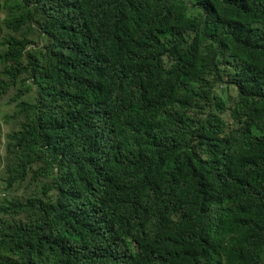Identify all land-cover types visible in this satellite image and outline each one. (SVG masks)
Listing matches in <instances>:
<instances>
[{"label": "trees", "instance_id": "1", "mask_svg": "<svg viewBox=\"0 0 264 264\" xmlns=\"http://www.w3.org/2000/svg\"><path fill=\"white\" fill-rule=\"evenodd\" d=\"M4 12L0 264H264V0Z\"/></svg>", "mask_w": 264, "mask_h": 264}, {"label": "rangeland", "instance_id": "2", "mask_svg": "<svg viewBox=\"0 0 264 264\" xmlns=\"http://www.w3.org/2000/svg\"><path fill=\"white\" fill-rule=\"evenodd\" d=\"M4 17H6V13L4 12V13H2V15H1V19H0V23H1V25H2V27L4 28V26H5V24H4ZM5 29H3V30H1V32H3V33H5ZM34 38L37 40V41H39L40 42V40H39V38H38V35L37 34H35V36H34ZM9 98V96H2L1 97V104H5L6 103V101H7V99ZM15 103H13L11 106H6V105H2L1 106V109H0V115H1V112L2 111H4L5 112V114L6 113H10V114H12L13 112H14V110H15ZM2 110V111H1ZM18 121L19 120H17L16 118H14V117H11V119H10V121L7 123V122H5V120L3 121V128H4V132L5 133H7V132H10V131H12V130H15V129H18ZM3 163V162H2ZM3 170V166H1L0 167V173H1V171ZM14 188V192L16 193V194H18V193H22L23 192V189H20V188H18V187H13Z\"/></svg>", "mask_w": 264, "mask_h": 264}, {"label": "clouds", "instance_id": "3", "mask_svg": "<svg viewBox=\"0 0 264 264\" xmlns=\"http://www.w3.org/2000/svg\"><path fill=\"white\" fill-rule=\"evenodd\" d=\"M3 162V163H2ZM4 163H5V160H1L0 161V167L3 166V170L1 171L0 173V203L2 202L3 199H5L6 197H11V189L10 190H7L5 188V186L3 185V183L1 182V176L3 174V171H4ZM3 214L0 213V217L2 216Z\"/></svg>", "mask_w": 264, "mask_h": 264}]
</instances>
